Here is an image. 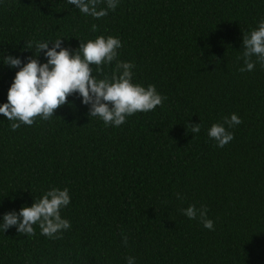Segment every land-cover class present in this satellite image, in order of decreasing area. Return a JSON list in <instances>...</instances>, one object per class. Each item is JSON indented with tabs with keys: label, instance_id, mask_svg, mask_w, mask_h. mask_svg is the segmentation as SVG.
<instances>
[{
	"label": "trees",
	"instance_id": "obj_1",
	"mask_svg": "<svg viewBox=\"0 0 264 264\" xmlns=\"http://www.w3.org/2000/svg\"><path fill=\"white\" fill-rule=\"evenodd\" d=\"M262 19L264 0H119L100 19L68 0H0V105L19 70L4 55L26 63L38 41L75 50L100 35L121 40L134 83L166 97L119 127L89 117L79 95L15 131L0 114V224L51 188L71 198L60 238L0 227V264H264V67L242 73L238 59ZM233 113L242 123L228 128ZM215 123L234 134L222 148L208 136ZM189 205L206 206L214 230L186 217Z\"/></svg>",
	"mask_w": 264,
	"mask_h": 264
},
{
	"label": "clouds",
	"instance_id": "obj_2",
	"mask_svg": "<svg viewBox=\"0 0 264 264\" xmlns=\"http://www.w3.org/2000/svg\"><path fill=\"white\" fill-rule=\"evenodd\" d=\"M68 3L75 5L81 13L100 19L107 16L109 10L114 11L119 0H68ZM102 3L107 7H98ZM96 30L97 25H91V31ZM121 47L118 37L100 35L87 42L80 40L79 47L71 50L62 46V37H59L51 42H36L34 54L27 58L26 63L18 56L4 55L3 63L19 70L9 87L7 102L0 105V114L12 121L10 127L15 131L22 124L33 125L38 117L50 120L57 109L69 104V96L79 95L82 103L89 106V117H99L105 126L119 127L127 117L137 112H149L162 106L166 97L159 94L154 85L144 87L134 83L132 69L135 65L117 59ZM242 47V57L238 59H243L244 66L239 71L250 72L256 63L264 67V19L250 33H243ZM25 49L32 50L33 44L28 42ZM41 51L47 58L44 63L38 59ZM113 61L115 68L110 77L98 79L93 74V66L97 74H102L104 66ZM240 123L242 120L235 113L224 118L228 128ZM224 124L215 123L208 130V136L221 148L234 139V134ZM189 125L192 134L200 132V123ZM177 197L182 198L179 193ZM70 199L67 188H51L31 206L5 213L0 227L5 231L16 226L18 234L32 236L35 235L33 225L38 224L42 235L60 238L58 234L71 227V222L61 216V210L69 205ZM181 211L189 219H199L204 228L214 230V222L208 219L206 206L197 209L195 205H189ZM122 243L125 246L128 243V237L123 233ZM126 264H135V258L128 256Z\"/></svg>",
	"mask_w": 264,
	"mask_h": 264
}]
</instances>
